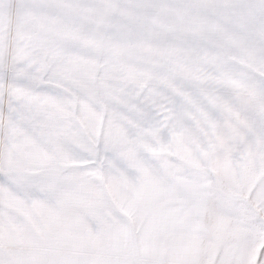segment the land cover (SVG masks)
Listing matches in <instances>:
<instances>
[{
    "label": "snow or ice",
    "instance_id": "obj_1",
    "mask_svg": "<svg viewBox=\"0 0 264 264\" xmlns=\"http://www.w3.org/2000/svg\"><path fill=\"white\" fill-rule=\"evenodd\" d=\"M0 264H264V0H0Z\"/></svg>",
    "mask_w": 264,
    "mask_h": 264
}]
</instances>
